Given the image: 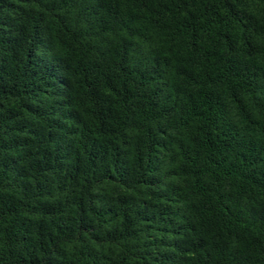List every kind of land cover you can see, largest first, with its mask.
I'll return each instance as SVG.
<instances>
[{"label": "trees", "instance_id": "16d2710c", "mask_svg": "<svg viewBox=\"0 0 264 264\" xmlns=\"http://www.w3.org/2000/svg\"><path fill=\"white\" fill-rule=\"evenodd\" d=\"M0 264H264V0H0Z\"/></svg>", "mask_w": 264, "mask_h": 264}]
</instances>
